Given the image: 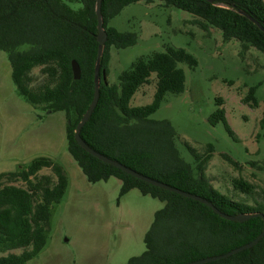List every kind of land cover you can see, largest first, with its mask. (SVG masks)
Returning <instances> with one entry per match:
<instances>
[{
    "label": "trees",
    "instance_id": "obj_1",
    "mask_svg": "<svg viewBox=\"0 0 264 264\" xmlns=\"http://www.w3.org/2000/svg\"><path fill=\"white\" fill-rule=\"evenodd\" d=\"M137 1L140 0L102 2L107 41L100 77L103 71L106 76L109 74L111 48L124 49L138 42L137 32H120L109 25L127 5ZM144 1H160L186 11L207 32L211 27L220 29L225 41H239L241 56L251 48L264 55V31L239 13L246 12L264 27V0ZM96 3L97 0H0V51L7 54L20 96L35 107L66 115L68 151L90 183L115 177L121 181L120 197L138 189L164 203L155 212L145 235V251L125 264H186L252 242L264 228L261 217L245 222L226 220L206 204L149 184L99 160L76 141L77 125L94 98L99 46ZM73 60L81 68L78 80L74 78ZM181 63L190 68L198 65L186 49L169 46L165 51L137 59L120 74L118 84L101 80L99 101L81 129L82 139L97 152L145 176L207 199L225 214L264 213V204L251 206L238 202L213 187L206 175L212 144L205 156L187 146L197 163L195 169L181 156L171 122L151 119L167 94L185 91L186 76ZM36 68H41L45 78L40 84L32 76ZM152 75L156 78L152 102L132 106L134 95L150 82ZM259 85L249 88L245 103L259 106L256 96ZM217 105L209 123L216 126L222 122L228 134L237 140L222 99H217ZM261 126L264 127V113ZM225 157L237 165L231 157ZM43 168L51 169L54 178H38ZM5 179L9 182L20 179L28 187L6 184ZM234 185L247 193L253 189L241 179L235 180ZM67 186L64 167L44 156L33 159L18 172L0 174V264H28L39 255L47 244L52 206L62 200ZM16 249L24 250L20 254L8 253ZM205 264H264V237L252 248Z\"/></svg>",
    "mask_w": 264,
    "mask_h": 264
},
{
    "label": "rangeland",
    "instance_id": "obj_2",
    "mask_svg": "<svg viewBox=\"0 0 264 264\" xmlns=\"http://www.w3.org/2000/svg\"><path fill=\"white\" fill-rule=\"evenodd\" d=\"M195 19L160 1L127 5L109 25L120 32H137L138 42L124 49L111 48L107 81L118 84L120 74L140 57L169 46L186 49L198 65L179 64L186 76L185 91L167 94L151 119L171 122L181 156L195 169L197 163L187 146L205 156L209 144L213 145L206 175L215 189L251 206L264 204V55L251 48L241 56L239 41H225L220 29L211 27L207 32ZM32 76L36 84L45 79L41 68L34 69ZM258 84L259 106L253 107L244 99L249 88ZM155 90L152 75L131 105L151 103ZM219 98L237 140L222 122L212 126L208 121ZM66 124L63 112L35 107L19 95L7 54L0 51V174L18 172L44 156L62 165L68 178L62 200L52 206L47 244L28 264H125L145 251V235L164 203L138 189L120 197L121 181L115 177L90 183L68 151ZM42 176L54 178V173L43 168L38 178ZM239 179L253 186L250 193L235 187ZM5 183L28 187L20 179H5Z\"/></svg>",
    "mask_w": 264,
    "mask_h": 264
},
{
    "label": "water",
    "instance_id": "obj_3",
    "mask_svg": "<svg viewBox=\"0 0 264 264\" xmlns=\"http://www.w3.org/2000/svg\"><path fill=\"white\" fill-rule=\"evenodd\" d=\"M209 2H213V0H207ZM102 2L103 0H97L96 3V15H97V21H98V34H97V40L99 43L98 46V52H97V61H96V65H95V89H94V98L93 101L90 105V107L88 108V110L85 112V114L83 115L81 121L79 122V124L77 125L76 131H75V139L78 142V144L85 150L87 151L89 154L93 155L94 157L98 158L99 160L110 164L112 166H115L119 169H121L122 171L126 172L129 175H132L142 181H145L149 184H152L154 186L160 187L164 190H168L170 192H174L177 193L179 195H182L184 197L187 198H191L193 200H196L198 202H201L203 204L208 205L209 207H211L213 209V211L220 215L222 218H225L226 220H230V221H235V222H245L249 219H251L252 217L255 216H259L264 220V213H240L237 215H229V214H225L223 212H221L217 207H215L210 201H208L207 199L198 196L196 194L181 190L179 188L170 186L166 183L160 182L158 180L152 179L148 176H145L123 164H121L120 162H117L99 152H97L96 150H94L93 148H91L81 137L80 133H81V129L83 128V126L89 121L90 117L92 116L98 101H99V96H100V85H101V80H103L104 82L107 83V76L105 74V71H103L102 76L100 77V69H101V58L103 56L104 53V46L106 44L107 41V33L103 27V15H102ZM240 14L246 16L249 20H251L253 23H255L261 30L264 31V27L257 21L255 20L253 17H251L249 14H247L244 11H239ZM72 70H73V74H74V78L76 80L81 78V68L79 63L76 60L72 61ZM264 237V228L262 230V232L259 234V236L257 238H255L252 242L247 243L243 246H240L238 248H235L225 254L222 255H217V256H211V257H206L203 259H199V260H195L186 264H205V263H210L213 261H217V260H222V259H226L232 255H235L241 251H244L246 249L252 248L253 246H255L262 238Z\"/></svg>",
    "mask_w": 264,
    "mask_h": 264
}]
</instances>
